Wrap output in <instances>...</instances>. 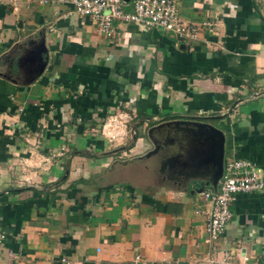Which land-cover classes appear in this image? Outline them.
I'll list each match as a JSON object with an SVG mask.
<instances>
[{
  "label": "crops",
  "instance_id": "0c3cea01",
  "mask_svg": "<svg viewBox=\"0 0 264 264\" xmlns=\"http://www.w3.org/2000/svg\"><path fill=\"white\" fill-rule=\"evenodd\" d=\"M174 2L194 37L0 0V264H264V185L211 239L196 127L167 124L215 125L264 181V0Z\"/></svg>",
  "mask_w": 264,
  "mask_h": 264
},
{
  "label": "built area",
  "instance_id": "2783aa9c",
  "mask_svg": "<svg viewBox=\"0 0 264 264\" xmlns=\"http://www.w3.org/2000/svg\"><path fill=\"white\" fill-rule=\"evenodd\" d=\"M72 10L95 21L98 30L105 36L113 33L114 21L131 22L146 28L159 26L177 36L192 38L197 26L184 22L178 15L174 0H132L131 10L123 11V0H69ZM109 127V126H108ZM106 134L113 137L108 129ZM264 185L262 171L244 159H226L221 177L215 189L202 191L209 207L206 211L205 230L211 239H216L224 230L231 216L229 203L238 193L260 190ZM3 234L0 233V241ZM242 256L237 264H246ZM223 264H230L225 260Z\"/></svg>",
  "mask_w": 264,
  "mask_h": 264
},
{
  "label": "water",
  "instance_id": "95a60500",
  "mask_svg": "<svg viewBox=\"0 0 264 264\" xmlns=\"http://www.w3.org/2000/svg\"><path fill=\"white\" fill-rule=\"evenodd\" d=\"M123 1L126 2L129 0ZM215 117L219 118V116ZM196 119L197 118L191 116L187 120L170 121L167 122V124L176 123L196 127L193 130H184L189 135L187 140L185 139L184 143H187L189 150H192L193 156L195 155L193 158L195 165L199 167L206 164L207 166L209 165L211 173L208 181L212 185L213 189H215L216 183L222 173L224 133L220 128L214 126L213 124L209 122H198ZM163 125L164 124H161L159 126ZM181 136L184 137L183 135ZM153 151H155V149Z\"/></svg>",
  "mask_w": 264,
  "mask_h": 264
},
{
  "label": "flooded vegetation",
  "instance_id": "af4514ba",
  "mask_svg": "<svg viewBox=\"0 0 264 264\" xmlns=\"http://www.w3.org/2000/svg\"><path fill=\"white\" fill-rule=\"evenodd\" d=\"M174 137V136H173ZM173 137H171V136H165L164 138H163V143H174V139H173ZM169 161V160H168Z\"/></svg>",
  "mask_w": 264,
  "mask_h": 264
},
{
  "label": "trees",
  "instance_id": "16d2710c",
  "mask_svg": "<svg viewBox=\"0 0 264 264\" xmlns=\"http://www.w3.org/2000/svg\"><path fill=\"white\" fill-rule=\"evenodd\" d=\"M79 181H82V182H83V181H84V179H83V180H78L77 182H79ZM77 182H74V183H77ZM74 183H72V184H74Z\"/></svg>",
  "mask_w": 264,
  "mask_h": 264
},
{
  "label": "rangeland",
  "instance_id": "374dc122",
  "mask_svg": "<svg viewBox=\"0 0 264 264\" xmlns=\"http://www.w3.org/2000/svg\"><path fill=\"white\" fill-rule=\"evenodd\" d=\"M210 122L215 123L214 120H210ZM215 126V125H214Z\"/></svg>",
  "mask_w": 264,
  "mask_h": 264
}]
</instances>
